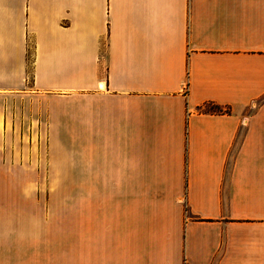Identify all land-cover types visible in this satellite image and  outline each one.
I'll use <instances>...</instances> for the list:
<instances>
[{"label": "crops", "instance_id": "1", "mask_svg": "<svg viewBox=\"0 0 264 264\" xmlns=\"http://www.w3.org/2000/svg\"><path fill=\"white\" fill-rule=\"evenodd\" d=\"M1 167L0 264H264V0H0Z\"/></svg>", "mask_w": 264, "mask_h": 264}, {"label": "rangeland", "instance_id": "2", "mask_svg": "<svg viewBox=\"0 0 264 264\" xmlns=\"http://www.w3.org/2000/svg\"><path fill=\"white\" fill-rule=\"evenodd\" d=\"M27 138V137H26ZM47 134L45 132L42 133V145H43V150H42V156H45V142H46ZM35 139V138H34ZM46 161L43 160V164L41 166V173H42V180L41 181H31V183H24L21 182V188H34V189H41L43 192V201H46L48 199V195L54 190H73L75 195H80L81 191L85 188V184L82 181H73V182H56L50 180L48 174H47V167L44 165ZM0 171V189L3 188H14L17 185V182H12V181H5L2 180V172H3V167H1ZM19 185V183H18ZM17 188V187H16ZM139 188H145V183H139ZM76 211V209H75Z\"/></svg>", "mask_w": 264, "mask_h": 264}, {"label": "trees", "instance_id": "3", "mask_svg": "<svg viewBox=\"0 0 264 264\" xmlns=\"http://www.w3.org/2000/svg\"><path fill=\"white\" fill-rule=\"evenodd\" d=\"M29 58H30V53H29ZM30 71V70H29ZM206 111H212V112H221V108L218 105L208 103L207 106L204 108Z\"/></svg>", "mask_w": 264, "mask_h": 264}, {"label": "built area", "instance_id": "4", "mask_svg": "<svg viewBox=\"0 0 264 264\" xmlns=\"http://www.w3.org/2000/svg\"><path fill=\"white\" fill-rule=\"evenodd\" d=\"M185 264H187V263H185Z\"/></svg>", "mask_w": 264, "mask_h": 264}]
</instances>
